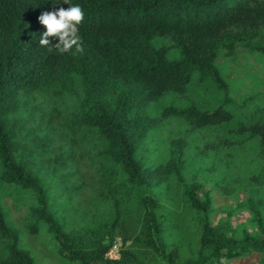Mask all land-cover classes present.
Returning <instances> with one entry per match:
<instances>
[{
  "label": "trees",
  "instance_id": "trees-1",
  "mask_svg": "<svg viewBox=\"0 0 264 264\" xmlns=\"http://www.w3.org/2000/svg\"><path fill=\"white\" fill-rule=\"evenodd\" d=\"M163 38L171 45L152 43ZM237 45L264 55V0H0V179L33 191L37 206L29 209L27 233L45 224L71 264H230L253 254L264 264V214L253 200L246 206L256 233L235 235L228 221L212 225V196L200 199L201 183L183 176L198 134L202 157L249 146L264 169V101L251 96L235 103L215 66L220 52L234 56ZM193 83H210L221 101L210 110L191 103L164 107L158 117L146 112L167 94L187 97ZM76 86L79 114L67 124L56 114L55 124L72 133L94 129L104 147L98 160L82 163L77 204L56 211L34 170L37 150L28 144L39 124L20 112L44 93ZM168 120L181 129L169 139L165 161L144 165L138 150ZM169 185L192 215L187 245L167 235L185 221L158 196ZM102 202L109 209L99 214ZM118 239L124 247L109 259ZM0 264H34L1 206Z\"/></svg>",
  "mask_w": 264,
  "mask_h": 264
},
{
  "label": "rangeland",
  "instance_id": "rangeland-1",
  "mask_svg": "<svg viewBox=\"0 0 264 264\" xmlns=\"http://www.w3.org/2000/svg\"><path fill=\"white\" fill-rule=\"evenodd\" d=\"M152 43L155 46L171 45L168 38L155 39ZM169 53L170 59L178 56L174 50ZM215 66L229 81L228 97L235 103L239 104L244 98L251 96L264 101V96H259L264 91V55L252 53L237 45L234 56L228 57L224 51L220 52ZM188 89L190 91L187 97L167 94L149 104L146 112L151 117H158L164 107H186L191 103H195L199 110H210L222 99V93L210 83H193ZM81 96L79 86L71 92L44 93L38 99L29 100L20 112L23 118L31 117L33 125L36 122L39 124L30 130L28 144L37 150L34 170L46 184L51 208L56 211L70 212L77 204L80 199L79 190L84 186L82 181H85L80 172L82 163L98 160L96 153L104 147L94 129L83 128L72 133L63 125L55 124L57 118L67 124L74 115L79 114ZM51 109H54L52 114ZM180 129L176 121L164 122L148 134L136 158L146 166L163 163L169 139ZM198 136L199 134L194 136L185 155V181L188 183L195 178L201 183L202 191L197 194L200 199L205 192L212 196L213 226L228 221L235 235H240L244 230L255 234L256 229L246 200L250 197L264 214V169L254 149L243 146L202 157L199 154L202 143H199ZM223 188L234 189L225 194ZM158 191V196L167 209L185 220L183 229L170 231L168 237L178 244L187 245L193 229L192 215L186 210L179 190L174 185H169L167 189L160 188ZM0 206L7 225L19 234V248L29 252L34 264H71L60 256L57 242L46 231L45 224L39 225L37 234L27 233L26 218L29 209L37 206L32 190L22 189L13 182L0 179ZM108 209V205L102 202L96 212L101 214ZM122 247L124 244L121 241ZM260 258V255L253 254L238 258L230 264H259Z\"/></svg>",
  "mask_w": 264,
  "mask_h": 264
},
{
  "label": "built area",
  "instance_id": "built-area-1",
  "mask_svg": "<svg viewBox=\"0 0 264 264\" xmlns=\"http://www.w3.org/2000/svg\"><path fill=\"white\" fill-rule=\"evenodd\" d=\"M119 240V239H118ZM118 240H116L114 242V244L112 245L111 249L109 250V252L107 253V257L109 259H118L119 258V251L121 249V241L119 242Z\"/></svg>",
  "mask_w": 264,
  "mask_h": 264
}]
</instances>
